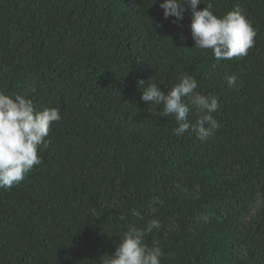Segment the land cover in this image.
I'll use <instances>...</instances> for the list:
<instances>
[{
    "label": "trees",
    "instance_id": "obj_1",
    "mask_svg": "<svg viewBox=\"0 0 264 264\" xmlns=\"http://www.w3.org/2000/svg\"><path fill=\"white\" fill-rule=\"evenodd\" d=\"M154 2L0 0V90L61 113L40 164L0 188V264H99L154 218L161 264H264V0H212L256 31L220 61L194 47L189 4L178 20ZM183 73L218 98L207 140L141 99L139 80Z\"/></svg>",
    "mask_w": 264,
    "mask_h": 264
},
{
    "label": "clouds",
    "instance_id": "obj_2",
    "mask_svg": "<svg viewBox=\"0 0 264 264\" xmlns=\"http://www.w3.org/2000/svg\"><path fill=\"white\" fill-rule=\"evenodd\" d=\"M156 2V0H155ZM154 2V3H155ZM202 0H162L160 7L165 18H183L185 4H189L193 19L191 23L195 48L212 50L216 60H231L245 56L254 45L256 31L250 20L239 6L223 15L213 11L212 0H203L202 10L197 5ZM228 86L236 84L234 75H226ZM167 91L151 77L139 80L143 89L141 99L161 110V117L175 118L176 135L189 130L201 140H207L218 129L219 123L213 116L219 106L218 98L197 91V80L183 73ZM34 91V89H33ZM194 110V111H193ZM195 117L189 119V114ZM61 120L60 110L56 107L37 109L27 94H6L0 90V188H11L20 183L41 158L38 149L46 145L50 126ZM133 215H139L133 210ZM158 218L151 219L145 228L129 225L121 235L120 243L112 254H105L99 264H161L162 250L157 245L145 243V236L153 229L160 228Z\"/></svg>",
    "mask_w": 264,
    "mask_h": 264
}]
</instances>
